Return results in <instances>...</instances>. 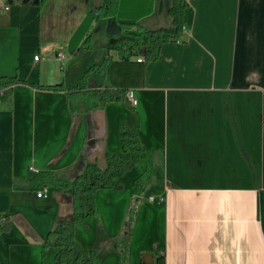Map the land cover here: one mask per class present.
I'll list each match as a JSON object with an SVG mask.
<instances>
[{
  "label": "crops",
  "instance_id": "obj_1",
  "mask_svg": "<svg viewBox=\"0 0 264 264\" xmlns=\"http://www.w3.org/2000/svg\"><path fill=\"white\" fill-rule=\"evenodd\" d=\"M4 2L0 78L28 84L0 90V219L9 222L0 233V263L55 264L58 249L42 245L59 220L71 217V197L25 181L46 171L72 180L87 163L103 170L107 150L130 160L120 148L125 124L137 129L156 171L155 194L137 203L125 264H264V0H186V32L146 63L143 84L130 89L136 104L124 97L88 112L72 110L65 92L37 86L78 83L89 58L80 56L83 33L102 19L90 12L104 0ZM170 6L171 0H116L103 50L122 36L118 20L170 27ZM103 58L104 51L92 66ZM101 80L91 74L86 88ZM138 175L133 167L116 180L117 190L97 191V216L74 228L78 245L98 264L120 262Z\"/></svg>",
  "mask_w": 264,
  "mask_h": 264
},
{
  "label": "trees",
  "instance_id": "obj_2",
  "mask_svg": "<svg viewBox=\"0 0 264 264\" xmlns=\"http://www.w3.org/2000/svg\"><path fill=\"white\" fill-rule=\"evenodd\" d=\"M39 5L46 0H38ZM116 0H104L103 4L92 13L94 19L111 16L115 13ZM188 8L186 0H171L168 14L171 26L156 30H147L133 22L118 20V27L122 30V36L118 39H110L104 48V58L100 64L93 65L86 70L83 77L75 85L66 86L63 83L50 86H37L44 90L63 91L71 102L72 110L88 112L98 106L119 100L123 101L126 91L143 84L144 67L146 63L154 61L162 44L177 42L183 36L185 29L184 13ZM110 51H114L117 58L113 59ZM143 57L142 62L135 58ZM101 75V84L94 89H88L85 79L93 74ZM15 83H24L17 78H0V90ZM32 86V84H29ZM119 140L121 152H131V159L123 160L119 154L107 150L105 152L106 168L101 170L96 165L87 163L72 180L59 178L53 172H38L26 180L31 187H53L62 194H67L72 201V215L69 219L59 220L57 230L50 231L44 242L43 249L57 248L55 264H98V257L93 252H86L80 248L75 236L76 224L87 218L97 216V208L94 203V194L98 190L110 189L119 186L116 183L132 167L141 169V175L133 183V205L124 225V238L120 262L127 261V243L130 227L136 212L137 203L140 201L139 193L143 190L141 179L145 174H154L152 155L144 149L138 139L137 129H130L121 124L119 128ZM9 222L6 218L0 219V233L7 231ZM44 257V253H43ZM2 264V263H0Z\"/></svg>",
  "mask_w": 264,
  "mask_h": 264
},
{
  "label": "rangeland",
  "instance_id": "obj_3",
  "mask_svg": "<svg viewBox=\"0 0 264 264\" xmlns=\"http://www.w3.org/2000/svg\"><path fill=\"white\" fill-rule=\"evenodd\" d=\"M92 3V2H91ZM78 5V7L80 8L81 6H80V4H77ZM92 5V4H91ZM114 7H113V9L114 8H116L115 7V5H113ZM82 8V7H81ZM80 8V9H81ZM92 7H90V9H91ZM116 16V9H115V13L113 14V15H111V16H108V17H104V18H102V19H100V22H98V24L97 25H95L93 28H90L89 29V32H84L83 33V35H85V37H83V38H85V41H83V43L81 44L82 45V49H81V51H80V56H82L83 55V58H84V56L85 57H89L88 58V60H87V62L86 63H88L87 65L88 66H86V70H88L89 68H91V66H92V62L95 60V59H98V57L101 55V53H103V45H104V43H106V41L107 40H105V39H108L107 37L109 36V34H110V32L112 31V29H111V27H110V23H111V21H114V17ZM102 20H106L105 22L107 23V25H104V21H102ZM88 22V21H87ZM100 23V24H99ZM87 25V23L86 24H84V26H86ZM85 28H87V26L85 27ZM112 34V33H111ZM87 47H89V48H87ZM65 54H67L68 55V51L67 50H64L63 51ZM39 56V55H38ZM86 70H85V72H86ZM84 72V73H85ZM84 73L82 74V76H81V78L83 77V75H84ZM89 77H91V75H89L86 79H85V83H86V81H87V79L89 78ZM133 168V167H132ZM131 168V169H132ZM136 168V170L138 171V177L141 175V169H139V168H137V167H135ZM130 169V170H131ZM129 170V171H130ZM127 173V172H126ZM155 173H156V171L154 170V174L153 175H155ZM153 175H151V174H148V173H146L145 174V177H143L142 179H141V183H142V186L144 187L143 188V190H141L140 191V193H139V198H140V201L145 197H147L148 195H154L155 194V192H154V190L152 189L153 188V185H151L150 184V181H151V179H152V177H153ZM137 177V178H138ZM119 180V178L117 179V181ZM117 181H116V183H117ZM134 181H135V179L133 180V182H132V187H131V194H132V201H131V203H130V205L128 206V210H127V215H128V212H129V208H130V206L131 205H133V200H134V197H133V183H134ZM152 181H155V182H158L159 181V179H154V180H152ZM118 184V183H117ZM114 189H116L117 190V188H118V186L117 187H113ZM110 189H112V188H110ZM151 189V190H150ZM102 190H108V189H102ZM98 191H101V190H98ZM97 192V191H96ZM95 195V194H94ZM136 213V212H135ZM81 248V247H80ZM82 249V248H81ZM83 250V249H82ZM85 251V250H84ZM86 252H92V251H86ZM94 253V252H93ZM95 254V253H94ZM96 255V254H95ZM97 256V255H96ZM98 257V256H97Z\"/></svg>",
  "mask_w": 264,
  "mask_h": 264
},
{
  "label": "built area",
  "instance_id": "obj_4",
  "mask_svg": "<svg viewBox=\"0 0 264 264\" xmlns=\"http://www.w3.org/2000/svg\"><path fill=\"white\" fill-rule=\"evenodd\" d=\"M8 10H9V4L5 3L4 0H0V11H1V12H6V11H8ZM185 32H186V30L183 29V33H184V34H185ZM63 57H64V56H63V54H62L61 52H58V53L56 54V59H57V60H62ZM38 60H39V56H38V55L34 56V61H38ZM136 61H137V62H142V61H143V57H142V56H138V57L136 58ZM125 99H126V101L130 104V106H134V105L136 104V99H135V97H134V94H133V91H132V90H128V91H126V93H125ZM29 170H30L31 172H35L32 168H29ZM44 192H45V189H42L41 191H39V192L36 194V196H37L38 198L45 197ZM149 200H153V198H149Z\"/></svg>",
  "mask_w": 264,
  "mask_h": 264
}]
</instances>
